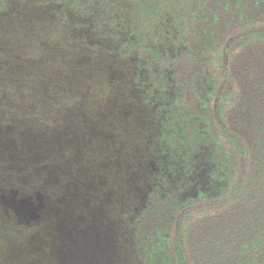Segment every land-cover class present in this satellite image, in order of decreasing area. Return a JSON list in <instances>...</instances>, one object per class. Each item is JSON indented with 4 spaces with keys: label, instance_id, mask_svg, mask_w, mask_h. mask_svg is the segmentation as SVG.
<instances>
[{
    "label": "trees",
    "instance_id": "1",
    "mask_svg": "<svg viewBox=\"0 0 264 264\" xmlns=\"http://www.w3.org/2000/svg\"><path fill=\"white\" fill-rule=\"evenodd\" d=\"M40 41L130 70L100 72L95 105L90 88H55ZM125 84L137 94L120 93ZM133 116L142 165L128 174L116 158L130 151ZM0 130V176L21 159L33 171L9 179L14 197L57 209L79 200L85 224L106 213L102 230L138 264H264V0H0ZM59 130L79 167L97 169L83 200L68 154L52 152Z\"/></svg>",
    "mask_w": 264,
    "mask_h": 264
},
{
    "label": "rangeland",
    "instance_id": "2",
    "mask_svg": "<svg viewBox=\"0 0 264 264\" xmlns=\"http://www.w3.org/2000/svg\"><path fill=\"white\" fill-rule=\"evenodd\" d=\"M75 35L74 38H76ZM79 35H82V33ZM88 39L90 40L89 42L93 41L92 36H89ZM43 46H47L50 51V57L47 61L43 60L42 67L45 68L50 78L56 80L54 85L55 88L62 91L67 87H72L76 89V91L80 90L83 93H86V89L90 88L94 90L91 95L95 98L93 102L95 105L100 94L95 95V91L101 88L107 89L104 82H102V86L100 84V87H98L99 82L97 78L100 72H109L114 77L121 79L125 73H128L130 70V66L128 67L127 63L123 60H120L118 64L106 63L105 65L102 62L96 63L91 58V55L77 52L75 48H71L70 45L66 43L60 44L59 41L49 43L40 41L37 44L38 48H43ZM101 91L104 92V90ZM120 93L129 98L137 94V92L127 84L121 87ZM112 114H114V111L110 110L108 115ZM115 115L119 116V112H115ZM132 119L131 123L127 122L123 124L130 151H128L125 156L116 158L118 165L128 168V174H136V167L142 165L139 160L140 152L138 151L141 142L137 140L141 131L134 124L140 117L133 116ZM120 123L122 124V121ZM105 131L109 130L106 128ZM57 134L61 139L59 140V138H56L57 140L53 141L52 152H57L56 155L62 157V163L64 162L63 154H68L66 162L72 172V178L76 182L82 180L85 187V189H83L80 187L79 183H76L78 192L76 193L77 195H74V193L73 195L83 200L82 197H86L88 194L90 183L92 184L96 179L95 174H98L96 173L97 169L94 164L90 165L94 170L92 172L80 168L78 162L72 156L70 149H68L70 147L74 148V146H72L74 141L69 138L63 139L62 130H59ZM115 134H117V138H119L120 133L118 134V132H116ZM49 137H51L50 134ZM117 143L118 141L115 145H117ZM5 146V141L1 139V156L2 153H5ZM35 146H39L41 149L49 148L46 147L45 142H41V140L36 142ZM63 149H66V151H62ZM6 160L11 161L8 158H6ZM3 161L4 160H0V164H3ZM63 169L64 168H62V170ZM59 170L64 174L70 175V173L66 172V169L61 171L59 168ZM22 172L24 173L22 174ZM32 172L29 161L27 160V162H25L24 159H21V162L11 161V164L7 163V170L4 172L7 177L0 176V264H138L135 250L130 243L127 242L124 246H120V244L117 245L114 242V233H106L104 229L102 230L105 226L104 224L109 220L106 213L97 215L95 212H92L88 214L90 220H86L87 224H85L82 222V218L78 217L80 215L77 212L79 208L75 206L79 200L76 202L74 199L70 197L67 199L65 195H63L64 198L60 201L64 204L67 199L66 204L62 209H57L56 207H51L49 203L39 201L37 198L22 200L14 197V195H17V193L14 192L16 181L14 178L17 177L16 174H21L23 177L25 173ZM107 172L108 171L105 170L102 172V175ZM116 176L118 175L115 173L113 175L112 173L111 177L104 178V184L107 185L108 181L111 182L112 180L115 183L117 181V179H114ZM11 177L14 178L9 180ZM29 186L28 189L33 188L32 185ZM72 187H74V185H69L68 188L66 184L64 185L66 189ZM41 189L40 186L35 188L36 196L40 194ZM107 189L108 188H106V190ZM115 199L118 200V197H115ZM53 202L56 203L55 201ZM69 209H71L72 214H76L74 220L80 218V222L76 224L69 222ZM27 210H31L32 212L40 211L41 219L39 220L35 216V218H33L35 220L31 222L27 218L32 215L20 213L23 211L27 212ZM53 211H56L55 214H53ZM51 213L52 217H50ZM98 226L100 228H98Z\"/></svg>",
    "mask_w": 264,
    "mask_h": 264
}]
</instances>
